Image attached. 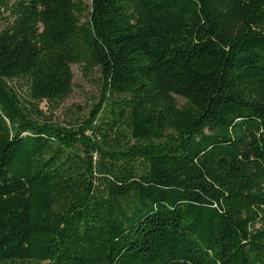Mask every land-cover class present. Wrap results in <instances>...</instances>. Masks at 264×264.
Listing matches in <instances>:
<instances>
[{
  "label": "trees",
  "instance_id": "1",
  "mask_svg": "<svg viewBox=\"0 0 264 264\" xmlns=\"http://www.w3.org/2000/svg\"><path fill=\"white\" fill-rule=\"evenodd\" d=\"M0 264H264V0H0Z\"/></svg>",
  "mask_w": 264,
  "mask_h": 264
},
{
  "label": "rangeland",
  "instance_id": "2",
  "mask_svg": "<svg viewBox=\"0 0 264 264\" xmlns=\"http://www.w3.org/2000/svg\"><path fill=\"white\" fill-rule=\"evenodd\" d=\"M87 5L91 3V0H84ZM74 71V89L72 94L63 103L62 108L68 109L73 108L76 110V106L81 107V115L89 116L91 109L94 107L95 103L98 101L100 96V81L98 79L90 80L87 79L82 69L78 65L73 66ZM180 102L183 103L184 100L178 97ZM45 115L54 124L65 123V115L62 113L61 109H57L53 104H46L45 102L41 105Z\"/></svg>",
  "mask_w": 264,
  "mask_h": 264
}]
</instances>
